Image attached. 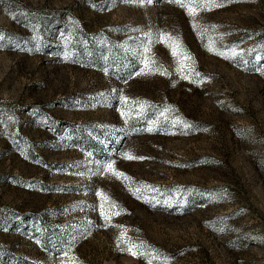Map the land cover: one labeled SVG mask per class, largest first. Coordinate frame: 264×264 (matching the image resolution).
I'll list each match as a JSON object with an SVG mask.
<instances>
[{
    "label": "rangeland",
    "instance_id": "rangeland-1",
    "mask_svg": "<svg viewBox=\"0 0 264 264\" xmlns=\"http://www.w3.org/2000/svg\"><path fill=\"white\" fill-rule=\"evenodd\" d=\"M217 2L0 0V264H264V0Z\"/></svg>",
    "mask_w": 264,
    "mask_h": 264
},
{
    "label": "snow or ice",
    "instance_id": "snow-or-ice-1",
    "mask_svg": "<svg viewBox=\"0 0 264 264\" xmlns=\"http://www.w3.org/2000/svg\"><path fill=\"white\" fill-rule=\"evenodd\" d=\"M173 2L180 3L182 6L185 4H189L192 7L189 10L190 14H194L196 9L200 10H210L212 7H219L221 4L217 2V0H173ZM132 158V157H128ZM108 168H112V165L109 164ZM115 174V173H114ZM131 251V249H129ZM134 255L137 253H133Z\"/></svg>",
    "mask_w": 264,
    "mask_h": 264
}]
</instances>
